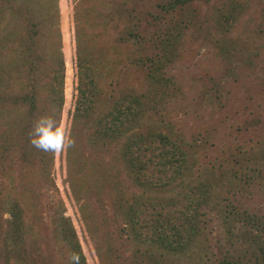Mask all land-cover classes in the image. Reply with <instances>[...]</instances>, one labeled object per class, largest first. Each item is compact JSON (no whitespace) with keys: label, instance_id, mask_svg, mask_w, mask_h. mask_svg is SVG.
<instances>
[{"label":"rangeland","instance_id":"374dc122","mask_svg":"<svg viewBox=\"0 0 264 264\" xmlns=\"http://www.w3.org/2000/svg\"><path fill=\"white\" fill-rule=\"evenodd\" d=\"M106 1L0 0V264H70L76 234L88 264H256L233 235L229 211L264 216V0L238 1L229 30L217 12L226 0H193L168 12L156 5L162 0H126L141 17L138 45L125 41L133 16L110 22V10L104 20L82 12ZM189 11L196 23L181 45L165 40ZM164 54L173 60L163 70L167 84L149 90L148 72ZM74 55L95 66L103 89L98 111L119 95L149 92V111L134 129L169 132L186 143L189 160L181 177L156 186L164 175L149 169L135 180L133 169L119 161L122 144L92 142L94 117L69 114L73 89L64 110L54 113L49 72L62 57L73 66ZM26 92L38 97L35 110L24 102ZM45 114L67 128L75 140L70 148L50 153L31 145L32 126ZM205 178L213 182L212 202L186 253L171 257L124 230L116 195L123 205L128 197L151 194L182 198Z\"/></svg>","mask_w":264,"mask_h":264},{"label":"trees","instance_id":"16d2710c","mask_svg":"<svg viewBox=\"0 0 264 264\" xmlns=\"http://www.w3.org/2000/svg\"><path fill=\"white\" fill-rule=\"evenodd\" d=\"M191 1L193 0H162L156 5L168 12L177 9L179 5L185 7ZM238 1L240 0H226L217 8L218 16L221 14L227 18L225 20L228 22V30L229 26L235 25V21H237V12L242 6ZM113 3V0H108L105 3L92 2L91 7L88 10L82 8V12H89L90 16L96 17L97 20H104L110 10L112 12L111 20L108 19L110 22L115 16L121 18L118 21H122V19L125 21L133 16L136 21L133 19V24L129 22L125 25L128 33L125 41L138 45L143 37L137 31L141 17L134 13L135 8H133V13L131 12L129 6H126V0L123 2L124 5L120 2L115 3L116 5ZM102 11L106 14L104 13L103 18H100L98 16ZM195 20L196 16L192 11L183 13L171 29L173 31L170 34L171 37H168V31L165 34L167 38L164 37V39H169L175 45L180 46L181 39L185 37L188 28L196 23ZM141 47L137 46L135 49V52L140 55H142ZM172 61L169 54H164L162 60L154 59V66L148 72L149 90L165 87L164 84H167L165 80L168 77H164L163 70ZM94 69L92 61L81 55L73 56V66L70 60L66 61L65 57L58 61V65L49 72V92L55 105L54 113L64 110L66 93L69 97L73 89L69 114L76 119L94 117V123L91 125L92 142L112 140L122 144L117 151L120 156L119 161L133 169L135 180L139 181L141 174L149 169H152L153 176L156 172L164 175L160 176V182L156 186H166L181 177L189 160L186 143L169 132L157 131L149 135L134 129L133 125L139 124L148 110L149 92L141 88L126 95H119L112 104H106L105 108L98 111L102 102L103 89L100 88ZM29 93H24L22 98L28 104L29 109L35 110L38 107V97L34 93L29 96ZM148 107L150 108V104ZM95 114L96 116H94ZM141 151L143 152L141 153ZM253 171H257V176H260V167ZM253 176V173H249L250 178ZM81 181L84 182L83 179ZM149 183L154 184L153 181ZM212 183L210 178L202 179L198 185L190 187V190L186 189L182 198L179 194L162 199H155L152 194L149 196L150 198L144 200H140L138 197H128L127 205H123L121 198L116 195L115 203L119 209L123 210L121 215L126 220L124 230L129 228L132 231L133 239L140 244L166 249L171 257L186 253L194 245L204 222L203 217L208 213L205 208L212 202ZM235 208H231L229 211L234 218L233 235L237 236L238 242L242 241L240 243L245 245L246 250L255 257L256 264H264V216L246 209L237 210ZM235 228L239 231L238 234H234V232H238ZM21 234L24 235L25 231ZM72 242L73 249L81 255L80 263L88 264L87 256L77 234Z\"/></svg>","mask_w":264,"mask_h":264},{"label":"clouds","instance_id":"9594fccd","mask_svg":"<svg viewBox=\"0 0 264 264\" xmlns=\"http://www.w3.org/2000/svg\"><path fill=\"white\" fill-rule=\"evenodd\" d=\"M29 141L34 148L50 153L63 152L75 143L67 128L47 114L41 115L34 122ZM80 262L81 255L74 252L70 257V264H80Z\"/></svg>","mask_w":264,"mask_h":264}]
</instances>
